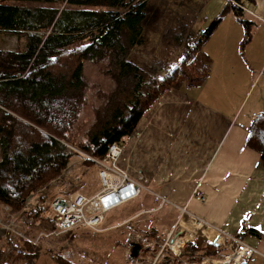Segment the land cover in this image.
I'll return each mask as SVG.
<instances>
[{
  "label": "trees",
  "instance_id": "trees-1",
  "mask_svg": "<svg viewBox=\"0 0 264 264\" xmlns=\"http://www.w3.org/2000/svg\"><path fill=\"white\" fill-rule=\"evenodd\" d=\"M157 1L0 0V33L18 40L14 51L0 50V205L9 212L26 213L30 198L60 176L74 156L58 139L71 144L70 132L81 113L88 112L90 87L83 74L86 63L96 65L115 85L103 97L101 107L91 108L92 122L78 145L84 154L96 159L104 157L111 143L123 146L140 118L166 92L203 84L209 60L201 46L219 18L194 45L183 48V57L173 70L168 69L166 59L132 62L131 50L144 44L151 24L148 15L158 11ZM117 8L125 9L124 14ZM242 25L246 43L249 25ZM150 29L155 33L158 26ZM169 31L162 35V44L178 47L186 38L188 24L181 19ZM246 145L264 163L263 116L256 117L249 127ZM41 211L35 210L32 218L52 231V215L44 218ZM127 228L134 229L133 225ZM0 232V236L7 233L3 228ZM153 232L151 229L145 236L150 239ZM247 234L260 235L245 230L239 239ZM65 235L70 237L71 231ZM198 243L186 245L182 257L218 258L227 251ZM9 252L17 264L39 260V248L26 240ZM51 259L53 264H72L56 254Z\"/></svg>",
  "mask_w": 264,
  "mask_h": 264
},
{
  "label": "crops",
  "instance_id": "crops-1",
  "mask_svg": "<svg viewBox=\"0 0 264 264\" xmlns=\"http://www.w3.org/2000/svg\"><path fill=\"white\" fill-rule=\"evenodd\" d=\"M207 1L211 0L202 2L204 11ZM217 1L222 3L208 26L219 20L201 46L209 60L205 81L166 92L122 146L120 167L131 178L144 179L146 188L133 200L141 199V206L127 220L135 221L133 232L138 236L153 229L154 241L165 232L172 234L167 229L173 230L178 208H185L213 234L215 230L238 238L245 230L260 234L240 239L258 252L255 260L250 263L252 256L242 264H264V163L246 145L252 122L264 117V0ZM188 17L193 18V12L181 18ZM242 22L249 25L246 43ZM202 28L192 32L188 26L186 37L193 34L192 43L197 42ZM169 54L177 61L183 57ZM180 221L179 217L178 225ZM179 238L187 241L185 235ZM219 238L218 246L227 250L222 256L229 255L231 241Z\"/></svg>",
  "mask_w": 264,
  "mask_h": 264
},
{
  "label": "rangeland",
  "instance_id": "rangeland-1",
  "mask_svg": "<svg viewBox=\"0 0 264 264\" xmlns=\"http://www.w3.org/2000/svg\"><path fill=\"white\" fill-rule=\"evenodd\" d=\"M203 1L206 0H158L156 3L158 11L153 13L154 16L148 15V20L151 24L149 25V32L144 34L143 49L135 47L131 50L132 62L149 63L152 60L167 59L169 63L166 64L169 67L168 69L173 70L181 59L177 61L176 57L171 58L173 55H170L169 52H173L175 55L179 54V58H181L183 55L180 51H183V48L187 45H194L192 43L194 41L192 38L193 34H189L186 38H183L180 46L176 47L173 45L174 48H171V46L169 48V46L162 44L163 41L165 43L163 36L170 32L169 28L177 26L182 19L181 17L187 12H193L194 15L193 18H184L185 21L187 20L188 26H190V31L193 32V30L202 26V29H206L212 20L210 16L219 8L218 5H221L222 1H207V4H209L205 11L206 5L205 2L202 3ZM223 5L221 6L222 8ZM115 10L121 13V15L125 12V9L122 8ZM195 16L197 20H195ZM204 17L209 20L203 22ZM155 26H158L157 32H150L152 30L150 28ZM160 36H162L161 40ZM17 45L18 40L16 36L0 33V50L14 51L18 47ZM176 48L179 50L176 51ZM83 74L86 84L90 87V96L87 95L88 112L81 113L76 126L70 132L71 144H66L64 141L58 139L60 144L74 154V156L60 176L30 198L25 210L26 213L12 214L8 211L7 207L0 205V222L24 237L15 235L0 225V228L7 231L6 234L0 236V264L19 263L12 262L9 251L11 247L19 246L22 240H26L39 248V260L36 264H53L51 259L52 254L59 255L72 264H200L207 257L200 260L188 259L187 257H182V249L190 242L196 244H199L198 241L201 244L207 242L212 245L215 243L203 237L198 229L192 228L187 231L185 229L189 227L188 225L185 228L178 225V215H176V218L174 217L176 224L173 230L167 229V231L172 232L170 236H168V232H165L161 238L153 241L145 236V233H142L139 234V239L134 238L136 234L127 227L133 225L135 221L130 222L132 219H127L137 212L141 206L139 204L141 199L125 204L106 214V220L99 230L92 231L78 228L71 231L70 237L65 235L66 232L55 233V229L50 231L44 225L45 223L41 224L32 218L33 212L37 209H42V217H51L48 204H50L49 202L55 196H66L74 192L91 196L99 191V184L95 175V164L86 158L93 157L84 154L78 145H80L79 143H81L88 125L92 122L91 108L101 107L103 97L108 95L115 88V85L109 76L101 75L98 67L94 64L86 63ZM157 216H152V218ZM145 217H149V215ZM183 221L187 223L186 216L183 217ZM188 223L189 225L192 224L190 220ZM106 226H113V228L101 230ZM159 233L161 234L160 231ZM185 234H190L193 238L186 242L179 241V237ZM177 236L178 238L175 241L177 242V250H180V252L176 254L171 250L170 244ZM133 250H135L134 253H132ZM134 254L136 255L133 256ZM209 259H223V256ZM255 259L256 257L253 256L250 263Z\"/></svg>",
  "mask_w": 264,
  "mask_h": 264
},
{
  "label": "built area",
  "instance_id": "built-area-1",
  "mask_svg": "<svg viewBox=\"0 0 264 264\" xmlns=\"http://www.w3.org/2000/svg\"><path fill=\"white\" fill-rule=\"evenodd\" d=\"M86 158L92 161L97 168L96 180L99 184V191L91 196L74 192L66 196L53 197L49 211L53 217L55 233H65L78 228L97 231L104 223L106 214L135 200L142 191L146 190L144 179L131 178L127 170L120 167V162L124 158V151L119 144L111 143L102 159ZM197 198L199 200L204 199L200 195ZM162 201L165 202V200ZM178 212L181 220L187 216L189 218L187 221L190 220L192 225H197L198 228L195 229H198L202 236L203 230L209 229L202 220L191 215L187 209L178 208ZM0 225L15 235L23 237L7 225L1 222ZM215 231L216 238L218 236L227 237L234 244V248L223 259L207 258L200 264H242L258 253L255 248L246 245L239 238L228 236L222 231ZM134 238L139 239L140 237L135 235Z\"/></svg>",
  "mask_w": 264,
  "mask_h": 264
},
{
  "label": "bare ground",
  "instance_id": "bare-ground-1",
  "mask_svg": "<svg viewBox=\"0 0 264 264\" xmlns=\"http://www.w3.org/2000/svg\"><path fill=\"white\" fill-rule=\"evenodd\" d=\"M185 221V220H184ZM183 220H181L180 221V223H179V225L181 226V227H183V228H185L187 225L189 226L187 229H185V230H187V231H189V230H191L192 228L193 229H195V228H198V226L197 225H195V224H191V225H189V224H187L186 222H184ZM182 229V228H181ZM183 231V230H182ZM191 233V232H190ZM216 235L217 234H213V232H210L208 229H205V230H203V237H205L207 240H212V242H214V243H220V238L217 240V238H216ZM185 238H187V240H191L193 237H192V235H190V234H185ZM175 239H176V237L171 241V244H170V248H171V250L174 252V253H179V251L177 250V242L175 241Z\"/></svg>",
  "mask_w": 264,
  "mask_h": 264
},
{
  "label": "water",
  "instance_id": "water-1",
  "mask_svg": "<svg viewBox=\"0 0 264 264\" xmlns=\"http://www.w3.org/2000/svg\"><path fill=\"white\" fill-rule=\"evenodd\" d=\"M214 245H215V246H218V244H217V243H215Z\"/></svg>",
  "mask_w": 264,
  "mask_h": 264
}]
</instances>
